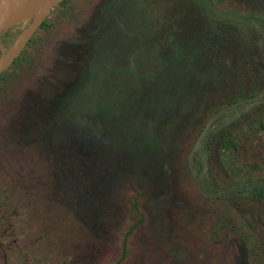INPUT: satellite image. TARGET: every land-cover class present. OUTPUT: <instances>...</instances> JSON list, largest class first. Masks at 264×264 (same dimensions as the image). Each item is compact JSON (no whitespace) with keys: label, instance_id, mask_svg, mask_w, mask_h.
Here are the masks:
<instances>
[{"label":"rangeland","instance_id":"rangeland-1","mask_svg":"<svg viewBox=\"0 0 264 264\" xmlns=\"http://www.w3.org/2000/svg\"><path fill=\"white\" fill-rule=\"evenodd\" d=\"M102 1L42 15L55 36L0 86V264H264V201L212 191L264 179L263 133L227 163L218 116L191 151L209 106L235 112L264 90V36L241 16L264 14V0H205L242 26L212 37L204 15L171 16L186 0ZM90 17L91 61L90 46L48 55ZM16 37L0 33V59Z\"/></svg>","mask_w":264,"mask_h":264},{"label":"trees","instance_id":"trees-1","mask_svg":"<svg viewBox=\"0 0 264 264\" xmlns=\"http://www.w3.org/2000/svg\"><path fill=\"white\" fill-rule=\"evenodd\" d=\"M160 4H162L164 6V9H166L167 5H166V1L163 0V2H161L160 0H158ZM238 0H235L234 2H237ZM243 1V0H241ZM66 2V0H60L59 3H57L56 5L60 6V5H64V3ZM101 3H105L102 0H100ZM199 3V2H198ZM255 3V2H252ZM189 4H191L190 0H186L185 2V6H187L188 10H180L178 11L176 14L174 13L173 15H171L174 18H179V17H184L185 14L190 13L191 11L194 10V13L197 16V13L200 16H203L204 13L202 12H206L209 8L208 6H206V8H204V6L206 5V1L204 0L203 2H200V6H198V4H196V7L193 6V8L189 7ZM100 6V3L99 5ZM198 6V8H197ZM55 7V6H54ZM196 8V10H195ZM102 7L97 8V12H101ZM221 11V10H219ZM237 11V10H234ZM238 12V11H237ZM60 13V12H59ZM215 16L213 17H206L204 16V18H207L210 23L207 24L204 22L205 27H207V31L205 32L206 34H203V37H212L213 35L217 34L218 32H220L221 34H228L232 31V27L236 30L241 28L242 26L240 25H234V23H232V21H229L227 19H224L222 17H220L219 15H213ZM56 20H58V16H56ZM92 17H90V21H88V23H84V24H80V25H72V33L73 35L71 36L72 39L76 40L75 42H73L71 44V42L65 38H63L64 40H62L61 44H56V43H51V46L49 47L50 49H48L50 52L48 53V55L50 57H52L53 55H57L59 58L58 60L60 61V57L62 58L63 55H66V57L70 56L68 53H66L68 50L70 52L71 49V53L72 54H80L81 52H79V50H86L87 46H90L93 42L91 41V39L94 37H89L88 33L90 30V26H91V22L93 21V19H91ZM92 20V21H91ZM58 22V21H56ZM207 22V21H206ZM28 22L21 24L19 26H13L14 28V35L15 37L17 35H19L27 26ZM229 25H232V27H230ZM53 26L52 24H45V21H41L38 26L36 27V31L32 32V34L30 35V37H28L25 41V45H23V47L17 52V54L14 56V58L11 60L10 64L7 66V68L2 71L0 73V86L3 85L7 79H9L8 77L11 76L12 71H15V73L17 71H19L18 69L23 70L27 68V63H25L26 68H24V66L22 67L23 63L26 62L27 58L29 56H33V54H35L38 51V48H43L45 45V43L47 42V40H49V38L51 37V34L53 33L54 36L56 34L55 29L51 31H48L47 34L50 32V34L47 36V34H43L41 30H44L46 27L47 28H51ZM44 28V29H43ZM92 28V27H91ZM92 31V29L90 30ZM196 35H197V31H196ZM45 36V38H44ZM198 36V35H197ZM264 36V35H263ZM86 37L91 38L89 41H84V39ZM84 38V39H83ZM49 42V41H48ZM43 43V45H42ZM202 44V43H201ZM42 45V46H41ZM204 45V44H202ZM39 46V47H38ZM214 46V45H213ZM9 45L6 47V50L8 49ZM91 47V46H90ZM92 50L86 51V53L88 52L89 54V61H91V59L93 58V54L95 53V48L91 47ZM214 48H216V46H214ZM40 50V49H39ZM93 51V53H92ZM65 52V53H63ZM38 54V53H36ZM46 65H49L46 64ZM58 67H60V64L57 65ZM22 67V69H21ZM33 67H35L36 69V64L33 65ZM45 66H43L44 68ZM29 68V67H28ZM61 68V67H60ZM8 71V72H7ZM10 71V73H9ZM128 71V70H127ZM259 100L264 98V90L262 92L261 95L258 96ZM213 106V107H211ZM211 106H209L210 108H208V112H209V116L208 118L212 115V113H214V111H217L219 109V105H214L212 104ZM231 107L234 106L233 103H229L228 105H226V107ZM241 106V103H239V105L237 106L238 108ZM225 107V108H226ZM255 108H262V111L259 113V118H257V122L255 123V120H250V122L248 123L249 127H247V129L245 128L244 130L240 127L243 126V124H245V118L248 114H250L253 110H244L243 108H240L239 110L236 108L235 112L231 115H223L220 116L221 118L223 117H229L227 120H225L224 122H222L221 124V129H223V134H222V138L220 140V149L218 152V158L225 159L227 161V163H233V158L235 156L234 152L236 150V143H238V141L240 142V146L243 145H247L249 147L252 146V140L258 138L261 134V132L264 135V104L259 105L258 107ZM224 109V108H223ZM253 117V114H252ZM220 120V119H219ZM218 121V118L213 120V123ZM245 121V122H244ZM203 127V125H202ZM202 129V128H201ZM246 130V131H245ZM245 131V132H244ZM208 135H206V139H207ZM238 138H240L241 140H237ZM156 146V143L153 145V147ZM203 158V151H201V155H200V160H199V164L202 167V159ZM235 159V158H234ZM156 167H151L152 170H155ZM231 170L235 171L236 175H239L238 173L240 172V168H231ZM228 171V170H227ZM209 174L208 173H201V178H199V181L201 180H206L208 178ZM209 180V178H208ZM212 191L213 193L216 192V194H214L219 200V198L223 199H229L230 197H232L233 195H241L244 194L245 196L255 199V200H263L264 201V179L263 178H256V179H246V180H237L235 182H233L231 185L224 187L223 190H219L218 187H212ZM221 189V188H220ZM208 192V191H207ZM203 197H209L208 195L210 193H205V192H201ZM132 208L133 210L136 212V205L135 202H133L132 204Z\"/></svg>","mask_w":264,"mask_h":264},{"label":"water","instance_id":"water-1","mask_svg":"<svg viewBox=\"0 0 264 264\" xmlns=\"http://www.w3.org/2000/svg\"><path fill=\"white\" fill-rule=\"evenodd\" d=\"M42 0H36L35 2H33L28 8L24 9V10H13V11H9L5 14V16L3 18L0 19V33H2L3 31H5L6 29L12 27V26H15L17 25L18 23H21L23 21L26 20V22H28L27 26L25 27L24 30H26L29 26V21H27L30 17H32L34 14H35V11L37 9V7L41 4L42 5ZM211 10L213 11H216L217 10L213 7H209ZM50 10V9H49ZM24 22V23H26ZM38 26V25H37ZM35 29V28H34ZM33 29V30H34ZM24 30L22 32H24ZM32 30V31H33ZM31 31V32H32ZM31 32L28 34V36H30ZM22 34V33H21ZM28 36L25 38V40L28 38ZM24 40V41H25ZM24 43V42H23ZM22 46V45H21ZM21 48V47H20ZM16 54V53H15ZM12 59V58H11ZM10 59V60H11ZM9 60V61H10ZM8 61V62H9ZM7 63V62H6ZM131 63V61H130ZM4 65V64H3ZM2 65V66H3ZM1 66V67H2ZM0 67V69H1ZM264 103V98L263 99H260L258 100L257 98H251L248 102H246L245 104H241L242 106L238 108V110L240 108H243L244 110H247V109H250L252 106H256V105H261ZM230 111H226V110H220V111H217L215 112L214 114H212L207 120L206 122L204 123L202 129L200 130L195 142H194V145L191 149V151H194L195 148L197 146H200L202 144V141H203V137L205 135V132L208 130L209 126L212 124L213 120L216 119V117H218L219 115L221 114H228ZM234 113V112H233ZM236 113V112H235ZM202 159V172H204L206 170V166H205V163H204V160L203 158Z\"/></svg>","mask_w":264,"mask_h":264},{"label":"bare ground","instance_id":"bare-ground-1","mask_svg":"<svg viewBox=\"0 0 264 264\" xmlns=\"http://www.w3.org/2000/svg\"><path fill=\"white\" fill-rule=\"evenodd\" d=\"M35 1L36 0H0V19L3 18L7 12L13 10H24ZM59 1L60 0H42V5L40 4L37 7L35 14L33 15V22L30 24V26H28L26 30H24V32H22V34L16 37L14 43L9 48L8 54L5 55L2 59H0V67L6 62H8L20 49L28 34L40 23L41 20L38 19L42 17V15H45L46 12L52 7H54Z\"/></svg>","mask_w":264,"mask_h":264},{"label":"flooded vegetation","instance_id":"flooded-vegetation-1","mask_svg":"<svg viewBox=\"0 0 264 264\" xmlns=\"http://www.w3.org/2000/svg\"><path fill=\"white\" fill-rule=\"evenodd\" d=\"M211 7V6H208V8ZM216 11H213L211 10L210 8L206 11V13L204 14V16L206 17H215L213 15H218L219 14V10L216 9ZM243 17V20H245V22H248L249 25H252L254 26L255 28H257V30H260L262 32V34L264 35V14L263 13H260V12H251V13H248L246 15H241ZM22 33V32H21ZM20 33V34H21ZM254 98V97H253ZM255 98H259V97H255ZM248 102V101H246ZM246 102H244L243 104H245ZM242 104V103H241ZM238 106V105H237ZM242 106V105H241ZM240 106V107H241ZM238 109V107H236ZM222 110H226V109H222ZM236 110V109H235ZM217 111H220V110H217ZM216 111V112H217ZM226 111H229V110H226ZM234 112V111H233ZM232 111H230L228 114H221L219 116H223V115H231L233 114ZM214 114V113H213ZM217 118V117H216Z\"/></svg>","mask_w":264,"mask_h":264}]
</instances>
